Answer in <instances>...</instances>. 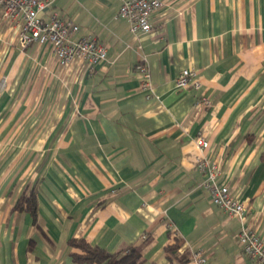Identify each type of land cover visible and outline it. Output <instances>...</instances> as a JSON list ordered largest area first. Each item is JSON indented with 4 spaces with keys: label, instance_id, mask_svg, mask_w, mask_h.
Wrapping results in <instances>:
<instances>
[{
    "label": "crops",
    "instance_id": "1",
    "mask_svg": "<svg viewBox=\"0 0 264 264\" xmlns=\"http://www.w3.org/2000/svg\"><path fill=\"white\" fill-rule=\"evenodd\" d=\"M52 1L46 16L75 21L108 59L63 69L49 46L24 49L0 27V264H77L72 238L173 264L175 233L209 264H258L203 187L197 140L264 239V0H163L139 39L120 0ZM186 69L198 88L177 87ZM31 187L36 220L15 210Z\"/></svg>",
    "mask_w": 264,
    "mask_h": 264
},
{
    "label": "built area",
    "instance_id": "2",
    "mask_svg": "<svg viewBox=\"0 0 264 264\" xmlns=\"http://www.w3.org/2000/svg\"><path fill=\"white\" fill-rule=\"evenodd\" d=\"M118 17L126 20L132 35L139 39L152 31L151 20L163 6V0H120ZM53 6L52 0H0V27L17 31L18 42L24 49L32 44L50 47L58 65L65 69L75 64H85L88 69H95L107 61L108 47L96 37L87 36L76 39L80 28L77 23L55 12L48 17L46 12ZM142 78V86L150 87L149 74L144 64L135 66ZM177 87H199L194 71L186 69L177 78ZM210 106V101H205ZM203 153L209 148L204 138L197 140ZM198 160V169L206 175L203 187L211 201L230 217L240 222L238 242L249 258L258 264H264V239L247 224L248 206L231 193L228 184L219 180L220 168L212 165L206 157ZM169 229L173 226L167 224ZM189 264H209L208 256L203 250L191 253Z\"/></svg>",
    "mask_w": 264,
    "mask_h": 264
},
{
    "label": "trees",
    "instance_id": "3",
    "mask_svg": "<svg viewBox=\"0 0 264 264\" xmlns=\"http://www.w3.org/2000/svg\"><path fill=\"white\" fill-rule=\"evenodd\" d=\"M264 158V156H263ZM15 210L29 212L37 218V197L34 187L22 195L18 200ZM174 242L165 248L167 258L173 264H188L191 253L184 248V241L173 234ZM70 256L77 264H142L141 249L135 245L125 246L118 252L111 253L101 247L90 244L85 239L72 238L68 241Z\"/></svg>",
    "mask_w": 264,
    "mask_h": 264
}]
</instances>
